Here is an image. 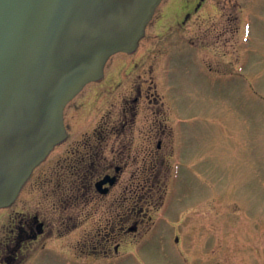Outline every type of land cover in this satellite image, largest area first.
<instances>
[{
    "label": "rangeland",
    "instance_id": "rangeland-1",
    "mask_svg": "<svg viewBox=\"0 0 264 264\" xmlns=\"http://www.w3.org/2000/svg\"><path fill=\"white\" fill-rule=\"evenodd\" d=\"M139 49L149 50L140 58L143 87L184 121L157 184L134 191L124 175L113 190L124 208L138 194L140 214L132 219L139 226L129 231L127 222L98 248L110 228L97 226L109 221L106 208L97 207L22 264H264V0H164ZM212 50L225 60L213 59ZM198 55L226 73L211 74ZM130 84L124 82L121 96ZM76 139L81 144L84 135Z\"/></svg>",
    "mask_w": 264,
    "mask_h": 264
},
{
    "label": "flooded vegetation",
    "instance_id": "flooded-vegetation-1",
    "mask_svg": "<svg viewBox=\"0 0 264 264\" xmlns=\"http://www.w3.org/2000/svg\"><path fill=\"white\" fill-rule=\"evenodd\" d=\"M140 45L141 41L135 51L109 57L101 78L87 83L65 105V139L32 170L14 200L0 207V264H22L34 249H45L53 235L72 233L77 215L86 219L97 207H105L109 214V221L99 219L97 226L105 223L110 228L109 236L96 241L98 248L108 247L113 234L121 235L127 222H133L129 231L139 226V221L132 219L140 214L138 194H131L134 203L124 208V198L114 196L113 190L124 175L132 190L146 183L157 184L166 154L177 148L171 140L174 137L175 142L184 123L172 111L173 122L172 113L164 111L155 93L143 87L140 58L149 50L141 54ZM116 55L120 56L113 59ZM211 56L225 60V55L214 50ZM197 59L211 74L226 73L203 56ZM125 81H131L132 92L121 96ZM114 108L116 116L112 118ZM102 111L99 123L88 132L86 128ZM130 134L133 140L127 138ZM79 135H84L81 144L76 143ZM110 137L115 144H106ZM137 148H144L143 156ZM163 148L167 151L161 154Z\"/></svg>",
    "mask_w": 264,
    "mask_h": 264
},
{
    "label": "water",
    "instance_id": "water-1",
    "mask_svg": "<svg viewBox=\"0 0 264 264\" xmlns=\"http://www.w3.org/2000/svg\"><path fill=\"white\" fill-rule=\"evenodd\" d=\"M163 1L0 0V207L65 138L66 103L137 47Z\"/></svg>",
    "mask_w": 264,
    "mask_h": 264
}]
</instances>
